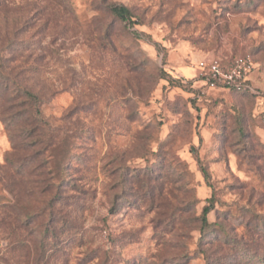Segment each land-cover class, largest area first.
<instances>
[{
	"label": "rangeland",
	"instance_id": "1",
	"mask_svg": "<svg viewBox=\"0 0 264 264\" xmlns=\"http://www.w3.org/2000/svg\"><path fill=\"white\" fill-rule=\"evenodd\" d=\"M0 1L53 138L42 192L0 102V264H264V0ZM242 55L256 94L196 78Z\"/></svg>",
	"mask_w": 264,
	"mask_h": 264
},
{
	"label": "trees",
	"instance_id": "2",
	"mask_svg": "<svg viewBox=\"0 0 264 264\" xmlns=\"http://www.w3.org/2000/svg\"><path fill=\"white\" fill-rule=\"evenodd\" d=\"M2 6L3 5L0 4V8ZM109 10L121 21L130 20L132 17L131 12L125 6L111 5L109 6ZM16 37L17 35L13 34L11 38L13 39ZM14 50L16 49L14 48ZM16 52L17 51H14V53ZM1 59L2 57L0 56V102L1 108L3 110L2 113L6 118L13 120L15 124H17L20 130L19 136L23 135L25 137V142L23 143L24 150H26L28 147L35 149L34 152H30V154L27 156L18 157L17 161L22 164H30V162L38 161L37 164H32L31 170H39L41 172V178L37 184L41 185L42 192L49 191L53 186L51 183V178L53 175L51 169L48 166V159L45 157V155L53 143V138L51 135L46 137L45 132L42 130V122L39 120L40 111L38 108L40 99L37 94L32 93L22 85L14 82L13 75H11V73L17 70L15 77L19 76L20 74L18 67L8 68L4 66V63ZM7 70H11V73L8 74L6 72ZM170 81L179 87H187V85L190 84L177 78H170ZM244 93H249L251 95L256 94V92ZM21 146L22 145L17 146L14 144L15 151H22ZM0 205L1 207L5 208L4 204ZM208 211L209 208L205 207L203 212L204 223H206V214Z\"/></svg>",
	"mask_w": 264,
	"mask_h": 264
},
{
	"label": "built area",
	"instance_id": "3",
	"mask_svg": "<svg viewBox=\"0 0 264 264\" xmlns=\"http://www.w3.org/2000/svg\"><path fill=\"white\" fill-rule=\"evenodd\" d=\"M254 70L251 55L236 56L230 61L218 58L203 59L195 66L196 78L209 87L255 93L249 78Z\"/></svg>",
	"mask_w": 264,
	"mask_h": 264
},
{
	"label": "crops",
	"instance_id": "4",
	"mask_svg": "<svg viewBox=\"0 0 264 264\" xmlns=\"http://www.w3.org/2000/svg\"><path fill=\"white\" fill-rule=\"evenodd\" d=\"M210 58H213V57H208V58H206V59H210ZM249 82H250V78H249ZM252 86V85H251Z\"/></svg>",
	"mask_w": 264,
	"mask_h": 264
}]
</instances>
